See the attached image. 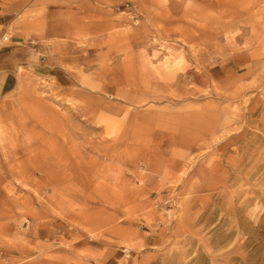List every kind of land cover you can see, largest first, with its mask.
I'll return each instance as SVG.
<instances>
[{"label": "rangeland", "instance_id": "obj_1", "mask_svg": "<svg viewBox=\"0 0 264 264\" xmlns=\"http://www.w3.org/2000/svg\"><path fill=\"white\" fill-rule=\"evenodd\" d=\"M219 1L13 0L63 30L0 89V264H264V0Z\"/></svg>", "mask_w": 264, "mask_h": 264}, {"label": "crops", "instance_id": "obj_2", "mask_svg": "<svg viewBox=\"0 0 264 264\" xmlns=\"http://www.w3.org/2000/svg\"><path fill=\"white\" fill-rule=\"evenodd\" d=\"M18 6L13 0H0V89L8 87L9 76L32 65L33 55L55 51L48 40L58 38L63 30L48 12L37 17L27 9L18 11ZM87 30L90 32V23Z\"/></svg>", "mask_w": 264, "mask_h": 264}, {"label": "bare ground", "instance_id": "obj_3", "mask_svg": "<svg viewBox=\"0 0 264 264\" xmlns=\"http://www.w3.org/2000/svg\"><path fill=\"white\" fill-rule=\"evenodd\" d=\"M241 3V9L232 7V2L236 3L237 0H220L219 5L221 6L222 15L221 16H233V17H240L245 16L247 19L249 18V15L253 12V9L255 7L254 3L250 0H239ZM238 1V2H239ZM246 19V20H247Z\"/></svg>", "mask_w": 264, "mask_h": 264}, {"label": "built area", "instance_id": "obj_4", "mask_svg": "<svg viewBox=\"0 0 264 264\" xmlns=\"http://www.w3.org/2000/svg\"><path fill=\"white\" fill-rule=\"evenodd\" d=\"M6 39V38H5Z\"/></svg>", "mask_w": 264, "mask_h": 264}]
</instances>
